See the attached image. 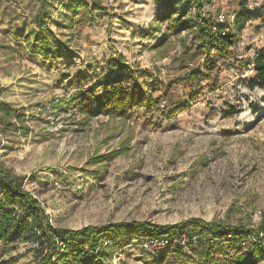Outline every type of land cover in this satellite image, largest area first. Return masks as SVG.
<instances>
[{
  "label": "rangeland",
  "instance_id": "rangeland-1",
  "mask_svg": "<svg viewBox=\"0 0 264 264\" xmlns=\"http://www.w3.org/2000/svg\"><path fill=\"white\" fill-rule=\"evenodd\" d=\"M99 1L108 15L91 18L82 7L71 16L64 2L53 0L54 20L63 15V27L74 23L70 29L51 23L54 38L45 32L67 47L54 59L12 34L28 31L24 22L35 0H0V101L24 115L11 127L1 115L0 165L21 178L56 228L175 225L191 218L256 228L264 215V90L245 85L253 75L250 61L264 47V0H247L249 18L240 21L246 12L240 0L204 7L206 18L234 37L225 57L211 45L200 48L193 30L168 36L167 22H155L160 7L151 0ZM186 17L199 22L193 9ZM207 60L216 65L209 77L194 76L205 75ZM112 90L131 106L81 110ZM111 151L118 153L111 161L88 163ZM5 209L23 214L18 203ZM174 240L162 247L123 236L110 244L103 264H224L239 255L264 264L251 236L201 245L198 258L187 250V235ZM41 253L39 244L0 242V264H37ZM63 263L81 260L68 252Z\"/></svg>",
  "mask_w": 264,
  "mask_h": 264
},
{
  "label": "trees",
  "instance_id": "trees-1",
  "mask_svg": "<svg viewBox=\"0 0 264 264\" xmlns=\"http://www.w3.org/2000/svg\"><path fill=\"white\" fill-rule=\"evenodd\" d=\"M58 1L64 2L62 4L71 16H75L77 10L81 7L88 12L91 18L93 13L98 11L108 15L107 9L99 0H90L89 3L77 0ZM151 1L154 5L160 7L159 13L155 15V22L157 24L167 22L168 36L177 37L183 31L193 30L192 39L199 42L200 48H209L211 45V49L215 48V54L219 57L227 56V51L234 45V37L227 35L225 28L212 23L204 14V7L211 5L212 0H184L183 5L182 1L179 0ZM35 2L37 6L30 13L29 20L24 22L28 31L24 30L22 35H19V31L15 30L12 34L20 37L34 53L43 57L60 58L67 47L57 39L55 41L50 39L45 35V32L48 31L54 38L53 33L49 31L51 23L57 28L65 29L72 28L74 23L70 19L65 25L66 27H63V21H58V19L64 17L63 15L54 20L52 15L53 0H35ZM246 6L247 0H240L241 9L246 11ZM190 9L194 10L196 17L199 19L197 24L186 17ZM248 18L249 12L246 11L240 15L239 21ZM31 25L34 26L35 30L29 28ZM152 31L156 32L158 29L154 27ZM250 65L253 75L247 81L246 89L250 91L255 89L264 90V47L256 50ZM116 66L120 67L121 65ZM203 68L206 70L204 76L199 70L192 72V74L201 79L208 78L209 73L216 68V65L207 60L203 63ZM130 96L131 98L134 97L133 94ZM78 97L79 95H76L75 99ZM111 102L114 103L115 108L121 110L131 106L130 103L125 102L122 93L112 90L105 92L101 99L94 101L93 104L91 103L88 110L85 108H81V110L97 113ZM93 105L95 109H92ZM1 115L8 121V127L14 126L13 120L23 121L24 116L0 101V125L3 119ZM20 128L25 132L28 130L23 127ZM117 156V151H111L106 155L91 157L88 163L93 166L111 161ZM0 194H2L0 197V242L6 244L19 242L39 244L42 253L37 264H58L59 261L65 260L68 252L75 253L81 260V264H103L104 260L110 256L108 254L110 244L120 241L123 236L129 234L138 238L162 239L168 243L185 234L189 237L186 242L187 250L194 254L196 258H198L196 248H201V245L209 244L212 247L229 241L237 243L243 240L244 237L251 236L256 241L253 250L258 255L257 259L264 260V215L256 228L248 227L240 222L232 225L225 222H205L198 218H191L175 225H155L149 222L130 221L87 226L78 231H72L51 225L40 203L22 188L21 178L12 174L2 165H0ZM7 203H18L23 210V214L17 215L14 214V211H7L5 209ZM192 231L196 236L199 235L198 239L196 238L198 244L193 243L191 240ZM202 249L205 248L202 247ZM161 256H164V254ZM188 261L192 262L191 260ZM254 262V257L247 258L245 255H239L234 262L224 264H254ZM196 264H199V259Z\"/></svg>",
  "mask_w": 264,
  "mask_h": 264
},
{
  "label": "built area",
  "instance_id": "built-area-1",
  "mask_svg": "<svg viewBox=\"0 0 264 264\" xmlns=\"http://www.w3.org/2000/svg\"><path fill=\"white\" fill-rule=\"evenodd\" d=\"M223 35H224V33H223ZM248 74H252V70H249V73ZM247 74V75H248ZM0 129H1V126H0ZM0 137H1V133H0ZM192 239V241L194 242V243H196V237H192L191 238ZM151 240H155V242L159 245V246H162V247H165V246H167L169 243L167 242V241H165V240H162V239H151ZM175 240L173 239L172 240V242H174Z\"/></svg>",
  "mask_w": 264,
  "mask_h": 264
}]
</instances>
